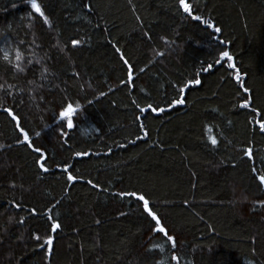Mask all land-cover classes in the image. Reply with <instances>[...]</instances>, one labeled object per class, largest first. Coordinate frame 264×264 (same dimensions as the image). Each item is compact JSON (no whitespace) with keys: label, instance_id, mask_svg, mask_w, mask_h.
I'll return each instance as SVG.
<instances>
[{"label":"trees","instance_id":"obj_1","mask_svg":"<svg viewBox=\"0 0 264 264\" xmlns=\"http://www.w3.org/2000/svg\"><path fill=\"white\" fill-rule=\"evenodd\" d=\"M37 2L51 27L29 15L26 0H0V48L11 44L26 58L24 72H17L0 54V264H264V207L254 203L264 200V188L251 172L264 174V134L238 96L242 84L253 106L264 104V0H186L220 33L178 11L176 0H91V12L81 0ZM71 39L82 43L73 48ZM113 44L134 67L127 85L120 83L127 71ZM223 49L233 56L240 83L225 60L201 75L203 86L187 92L186 104L159 114L136 109L133 101L143 107L171 98L173 84L192 78ZM66 101L81 105L80 119L65 129L61 145L53 129ZM3 108H11L25 130L48 134L33 137L47 149L48 173L35 166L36 153L16 144L18 130ZM138 123L149 133L139 140ZM248 146L251 162L242 151ZM78 151L92 155L75 157ZM61 161L83 179L66 183L54 166ZM121 191L150 201L177 240L178 260L162 234L150 233L154 222L140 205L118 196ZM56 201L51 215L61 229L52 234L44 210ZM48 234L54 235L50 260L32 239L42 242ZM154 243L165 250L149 252Z\"/></svg>","mask_w":264,"mask_h":264},{"label":"snow or ice","instance_id":"obj_2","mask_svg":"<svg viewBox=\"0 0 264 264\" xmlns=\"http://www.w3.org/2000/svg\"><path fill=\"white\" fill-rule=\"evenodd\" d=\"M26 2L30 5V9L32 10L29 15H35L38 19H40L43 23V25L51 27V23L49 20V16L45 14L44 6L41 3H38L37 0H26ZM129 3H131V0H129ZM177 3V10L182 11L190 20L196 21L199 23H202L205 25L208 29H212L214 33H220L222 29L220 27H217L215 23L211 19L204 18L203 15L197 14L194 10L193 6L190 3H187L186 0H176ZM82 7L84 9H87L89 12L92 11L94 5L91 2V0H81ZM15 7V5H13ZM137 21H140V17H136ZM4 31H8L7 28L4 29ZM3 33H0L2 35ZM145 37L149 36V33H144ZM214 39H218L213 37ZM162 40H164L165 44L170 47L169 41L161 37ZM5 43L7 44V39L5 40ZM71 46L73 48L78 47L82 40L80 39H71L70 40ZM171 43H174L171 42ZM219 43L223 44V41H219ZM113 49L115 53L119 56L120 61L125 66L127 71V80H121L120 83L123 85H127L128 83H131L134 81L133 77V71L134 67L129 62L127 58H125L124 53L122 52L121 48L117 46L116 44H113ZM63 50V48L61 49ZM0 54H2V59L4 62H6L8 65L11 66L12 69H14L17 72H24V67L21 65L25 62L26 58L23 54V52L20 50V48L13 49L11 44H8L7 49L0 48ZM163 52H156V56H163ZM227 60V68L234 70V79L240 83L241 82V74L239 70H237V65L233 61V56L230 54V52L227 49L219 50L218 51V58L212 60L211 62L202 61L200 68L193 74L192 78L182 79L180 81H177L176 84L172 85L173 88V95L171 98H168L165 96L160 102L156 103H147L145 106L141 107L140 104L136 103V101H133V104L135 105L136 109L140 113H165L169 109H174L177 106H181L186 104L187 102V92L195 87H202L203 86V80L201 79L202 74H210L215 66L222 65V62ZM31 60H27V64H31ZM151 63V62H150ZM206 65V66H205ZM145 69L141 68L140 72H144ZM242 87V94L238 93V96L240 99H242V104L239 105V107L243 110H250L252 115L251 122L253 124L258 125L259 131L261 134H264V104L253 106L255 105V99L250 93V89L246 86ZM9 96L12 94L9 92ZM100 96H105V92H100ZM14 98V97H13ZM91 103V101H89ZM81 105L79 103L73 104L72 102H65L60 106V110L58 112V116L56 119L58 120V125L53 131L56 133V136L59 137V143L61 145H66L68 140V130H72L76 127L75 121L80 119V110ZM4 113L14 122V125L16 129L18 130L19 137L16 140V144L25 145L28 149H30L32 152L37 154V159L34 160L35 166L41 170L43 173H48L50 171L49 167H46L49 160V156L47 153V149L43 144L39 146H35L33 143V137L36 139H47L48 134L42 133L41 131H36L34 129L25 130L24 127L21 126L19 119L16 115L13 114V110L11 108H3L2 109ZM256 117H260V119H257ZM143 117L137 116L136 121L139 122L142 120ZM139 131L141 133L140 136H137L136 139L139 140L143 137H147L149 135L148 131L146 130L143 123H138ZM99 130V129H98ZM211 131V129H209ZM31 133V135H30ZM211 145L216 146L217 145V139L214 137H209ZM129 143H135V141H129ZM120 147H126V145H120ZM109 152L112 151L111 148L108 149ZM243 156L247 158L248 161H253L254 159V150L252 146H248L244 148L243 150ZM75 157H89L92 155L91 152H75L73 153ZM264 163V161H262ZM54 166L59 169L63 174L66 176V183L68 184H74L80 179H83V177L79 175H73L70 169L73 167L72 164L68 163L67 161H61L59 163L54 162ZM251 172L254 175V179L258 181V186L264 188V174H260L259 170L255 167L251 168ZM88 185H90L94 189H99L101 186L98 183H94L93 180L88 179L85 181ZM106 190V189H105ZM67 191V189H65ZM118 196L124 197L128 196L131 198H134L135 202L140 205L142 208V211L151 219L152 222H154V227L150 228V233L152 235L156 234H162V236L166 239L167 243L170 245L171 249L173 250V254L171 256L172 260H178V257L175 255V250L177 247V240L176 238L169 234V230L166 228V226L162 223L161 218L158 216L157 212L150 207V201L146 199L145 195L142 193H138L137 191H131V192H118ZM185 204L188 203V201L184 202ZM256 206L264 207V200H257L254 202ZM60 204V201H56L54 204L51 205V207H46L44 212L47 218V222L49 224V231L52 234L57 233L59 229H61V223L58 220V217H53L51 215L52 211ZM13 207L15 208H21L22 205L18 202H13ZM254 210V209H253ZM32 215H37V210L35 208H32L29 210ZM121 216L127 215V213H120ZM24 218L21 217L20 223H23ZM97 224L100 223L99 220L96 221ZM48 234L43 238V241L41 242V237L33 235L32 239L36 242L37 246L44 251L45 258L50 260L51 255L54 251V235ZM22 239V237L20 238ZM154 249H159L160 252H163L165 249L162 245L159 244H152L148 251L151 252ZM155 264H164L163 261H156ZM251 264V262H249Z\"/></svg>","mask_w":264,"mask_h":264}]
</instances>
